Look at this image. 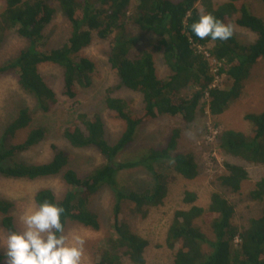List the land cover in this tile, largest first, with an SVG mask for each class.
Returning <instances> with one entry per match:
<instances>
[{
    "label": "trees",
    "instance_id": "obj_1",
    "mask_svg": "<svg viewBox=\"0 0 264 264\" xmlns=\"http://www.w3.org/2000/svg\"><path fill=\"white\" fill-rule=\"evenodd\" d=\"M248 1L3 0L0 46L10 34L24 40L27 46L0 65V77L14 75L19 88L34 104L20 105L1 130L0 177L39 180L60 176L67 188L61 199L43 188L34 193L32 200L35 206L46 201L64 209V233L68 223L98 231L100 218L91 207L92 200L103 188L111 189V234L95 264H123L121 255L130 264H145L147 241L122 221L124 206L133 215L146 217L150 209L162 206L175 176L193 180L198 175L194 155L177 149L178 129L170 130L165 145L139 153L133 150L120 158L142 126L159 117L190 123L206 114L212 120L206 129L218 136L220 153L264 166V108L244 114V121L251 125L246 133L237 128H221L218 121L240 98L252 79L254 67L264 60V19L252 14ZM259 1L264 5V0ZM51 2L57 4L69 23L70 33L60 48L48 50L44 48V30L57 11ZM202 13H212L223 23L232 24L233 29L249 31L255 40L241 43L234 34L226 41L198 39L189 26ZM134 31L144 39L142 45H138ZM146 36L150 41L145 40ZM94 39L109 43L107 65L118 79V88L141 96L140 112L125 100L115 98L107 88L105 108L124 123L114 144L106 140L104 124L96 114L79 113L75 123L63 129L62 136L70 147L95 149L105 159L104 164L85 177L69 168L68 154L55 146L51 159L45 163L20 160L21 154L45 139V127L33 126L36 116L47 115L58 103L57 94L43 80L39 66L59 67L63 78L61 96L73 100L92 85L95 64L80 53ZM156 54L168 71L163 79L156 74ZM259 80L264 90V73ZM22 132H26L24 139L15 143ZM223 166L225 174L217 177V183L224 190L239 193L248 181L247 170L236 164ZM139 168L150 175L152 183L138 189L121 187L117 175ZM248 199L262 208L259 215L238 226L233 223V206L221 193L212 192L208 204L200 207L196 205L197 195L185 191L182 203L188 209L173 213L164 241V246L174 252L171 264H264V177L255 182ZM13 209V202L0 198V226L7 234L17 231Z\"/></svg>",
    "mask_w": 264,
    "mask_h": 264
},
{
    "label": "rangeland",
    "instance_id": "obj_2",
    "mask_svg": "<svg viewBox=\"0 0 264 264\" xmlns=\"http://www.w3.org/2000/svg\"><path fill=\"white\" fill-rule=\"evenodd\" d=\"M222 0H214L221 3ZM3 0H0V9ZM57 11L51 23L44 30L45 49L60 48L68 39L70 26L67 20L58 11L57 4L51 2ZM248 5L252 14L264 19V5L259 0H249ZM233 34L241 43L252 42L255 35L249 31L234 27ZM138 37V45L144 43L139 33H133ZM150 41V37H145ZM27 46L26 42L15 34H10L0 46V65L14 58L18 52ZM109 51V43L94 39L89 47L81 51L80 56L86 57L95 64V75L90 88L81 90L78 96L67 99L61 96L63 78L62 70L52 64L39 66V72L45 83L54 90L58 97V103L47 114L36 116L33 126H44L46 129L45 139L39 145L21 154L18 158L28 163H45L53 155L52 147L65 151L69 158V168L74 170L79 177H85L95 168L105 163V159L95 149H74L64 140L62 131L66 126L75 123L76 115L84 113L87 115H98L105 128V137L109 144H114L124 129V123L116 117V114L106 110L104 98L107 88L112 90L115 98L128 102L134 111L141 109V96L125 88H118V79L107 65L106 53ZM156 74L163 79L167 74V68L163 66L160 55L154 58ZM264 73V60L252 70V79L246 84L240 98L234 102L225 115L218 118L221 128H237L248 132L251 125L244 121V114L248 112H260L264 108V90L259 76ZM33 99L24 93L17 83L14 75L0 77V135L3 126L10 121L15 110L22 104L33 107ZM212 120L206 115L197 116L194 121L184 123L179 118L159 117L154 121L142 126L131 147L120 158L128 154L139 153L149 147L165 145L170 130L178 129L180 140L178 141L179 152H190L194 155L198 168V175L193 180H186L175 176V181L168 187L167 196L162 206L150 209L146 217L135 216L127 206L121 213L122 221L126 222L131 230L147 241L144 252L145 264H171L173 251L164 246L168 226L172 215L177 210H185L188 207L182 203L185 191H192L197 195L196 205L205 207L209 202L212 192L221 193L234 208L233 223L243 226L251 217L259 215L261 204L248 199V192L253 188L255 182L264 177V166L247 164L239 159L222 154L217 150V137L212 129L206 127ZM220 133V129H218ZM26 132L20 133L15 143L21 142ZM218 162V163H217ZM224 163L236 164L244 167L249 178L239 193L224 190L217 183V177L225 174ZM81 174V175H80ZM123 174V175H122ZM126 177V178H125ZM117 180L121 187L131 189L142 188L152 183L150 175L143 169L128 170L120 172ZM204 180V181H203ZM50 189L56 198L61 199L66 191V186L60 176L39 180H13L0 177V198L7 199L14 204L13 216L17 231L21 229L19 217L31 210L35 205L32 197L40 189ZM114 204L113 191L103 188L93 198L91 207L99 215L100 228L93 231L75 223H68L65 234H77L83 240L82 264H95L100 252L107 247L110 238L112 207ZM172 211V212H171ZM80 230V231H79ZM8 234L0 226V238ZM3 253V250L0 249ZM121 255V253H119ZM122 263L130 264L123 255Z\"/></svg>",
    "mask_w": 264,
    "mask_h": 264
},
{
    "label": "clouds",
    "instance_id": "obj_3",
    "mask_svg": "<svg viewBox=\"0 0 264 264\" xmlns=\"http://www.w3.org/2000/svg\"><path fill=\"white\" fill-rule=\"evenodd\" d=\"M198 39L226 41L233 25L212 13H202L190 26ZM62 207L43 202L19 217L21 229L0 238V264H82L83 240L66 235L61 222Z\"/></svg>",
    "mask_w": 264,
    "mask_h": 264
},
{
    "label": "bare ground",
    "instance_id": "obj_4",
    "mask_svg": "<svg viewBox=\"0 0 264 264\" xmlns=\"http://www.w3.org/2000/svg\"><path fill=\"white\" fill-rule=\"evenodd\" d=\"M116 13V12H115ZM259 19V18H258ZM249 49V48H248ZM248 118V117H247ZM252 122V121H251ZM249 136V135H248ZM218 163V162H217ZM194 167V166H193ZM142 168V167H141ZM146 169V168H145ZM180 172V171H179ZM169 174V173H168ZM81 175V174H80ZM123 175V174H122ZM126 178V177H125ZM189 178V177H188ZM96 179V178H95ZM93 181V180H92ZM204 181V180H203ZM171 186V184H170ZM54 194V193H53ZM126 194V193H125ZM128 198V197H127ZM59 199V198H58ZM131 207V206H130ZM172 212V211H171ZM64 216V215H63ZM12 225V224H11ZM80 231V230H79ZM145 247V246H144Z\"/></svg>",
    "mask_w": 264,
    "mask_h": 264
}]
</instances>
